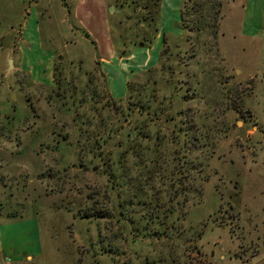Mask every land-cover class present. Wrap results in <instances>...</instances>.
Here are the masks:
<instances>
[{
    "label": "rangeland",
    "instance_id": "obj_1",
    "mask_svg": "<svg viewBox=\"0 0 264 264\" xmlns=\"http://www.w3.org/2000/svg\"><path fill=\"white\" fill-rule=\"evenodd\" d=\"M246 3L0 0V264H264Z\"/></svg>",
    "mask_w": 264,
    "mask_h": 264
},
{
    "label": "crops",
    "instance_id": "obj_2",
    "mask_svg": "<svg viewBox=\"0 0 264 264\" xmlns=\"http://www.w3.org/2000/svg\"><path fill=\"white\" fill-rule=\"evenodd\" d=\"M258 3V12L250 16L248 14V4H245V8L242 12V31L249 36H254L260 31H263L262 21H264V0H256ZM264 34V32H262Z\"/></svg>",
    "mask_w": 264,
    "mask_h": 264
},
{
    "label": "trees",
    "instance_id": "obj_3",
    "mask_svg": "<svg viewBox=\"0 0 264 264\" xmlns=\"http://www.w3.org/2000/svg\"><path fill=\"white\" fill-rule=\"evenodd\" d=\"M181 17H182V11H181ZM87 215H89V214L87 213L85 216H87Z\"/></svg>",
    "mask_w": 264,
    "mask_h": 264
}]
</instances>
